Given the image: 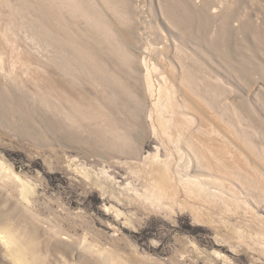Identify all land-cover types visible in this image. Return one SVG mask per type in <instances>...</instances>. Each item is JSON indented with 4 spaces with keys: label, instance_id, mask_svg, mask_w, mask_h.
<instances>
[{
    "label": "rangeland",
    "instance_id": "374dc122",
    "mask_svg": "<svg viewBox=\"0 0 264 264\" xmlns=\"http://www.w3.org/2000/svg\"><path fill=\"white\" fill-rule=\"evenodd\" d=\"M22 260L264 264V0H0Z\"/></svg>",
    "mask_w": 264,
    "mask_h": 264
},
{
    "label": "clouds",
    "instance_id": "9594fccd",
    "mask_svg": "<svg viewBox=\"0 0 264 264\" xmlns=\"http://www.w3.org/2000/svg\"><path fill=\"white\" fill-rule=\"evenodd\" d=\"M17 264H29L28 261L22 260V261H18Z\"/></svg>",
    "mask_w": 264,
    "mask_h": 264
},
{
    "label": "bare ground",
    "instance_id": "6f19581e",
    "mask_svg": "<svg viewBox=\"0 0 264 264\" xmlns=\"http://www.w3.org/2000/svg\"><path fill=\"white\" fill-rule=\"evenodd\" d=\"M258 33H260V32H258Z\"/></svg>",
    "mask_w": 264,
    "mask_h": 264
}]
</instances>
